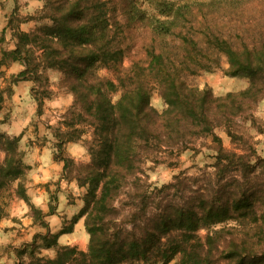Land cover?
<instances>
[{
	"label": "trees",
	"instance_id": "trees-1",
	"mask_svg": "<svg viewBox=\"0 0 264 264\" xmlns=\"http://www.w3.org/2000/svg\"><path fill=\"white\" fill-rule=\"evenodd\" d=\"M146 1L158 14L148 24L162 38L147 48L146 63L122 66L125 49L115 37L120 26L109 0H43L39 19L50 23L18 31L15 46L1 50L0 67L8 60L23 63L16 79L47 83L46 70L62 73L60 85L73 102L63 117L65 129L56 132L55 156L64 163V177L85 188L73 222L84 217L86 249L59 245V234L69 229L51 232L31 204L46 231L16 249L17 264H264V157L227 149L215 131L222 127L232 143L247 144L243 121L255 123L250 112L264 100V32L233 42L211 21L197 19L206 11L194 12L196 0ZM239 1L230 0V8ZM131 7V15L149 19ZM186 22H197L198 29H178ZM220 55L228 63L225 74L246 78L245 87L215 94L207 84L186 80L219 67ZM102 68L114 77L99 75ZM154 88L162 111L151 104ZM3 101L0 89V111ZM86 134L89 160L78 164L64 154V144ZM204 136L212 137L215 152L207 186L187 190L150 180L144 164L156 163L158 152L181 150L191 137ZM19 140L0 131V192L17 181V195L29 204L23 180L30 166ZM174 189L182 191L181 201ZM5 215L0 202V219ZM41 248H54L55 257L41 255Z\"/></svg>",
	"mask_w": 264,
	"mask_h": 264
},
{
	"label": "rangeland",
	"instance_id": "rangeland-1",
	"mask_svg": "<svg viewBox=\"0 0 264 264\" xmlns=\"http://www.w3.org/2000/svg\"><path fill=\"white\" fill-rule=\"evenodd\" d=\"M193 1V0H190ZM111 6L116 9L115 16L119 22L120 28L116 30V38L120 41V45L125 49V55L123 57L122 66L125 68L130 67L134 62L146 63L147 61V48L153 45L160 44L162 38L152 31V28L148 24L149 21L155 19L154 15L157 14L156 9L149 6L146 0H109ZM194 12L206 11V13H200L197 19L201 22L209 20L212 22L213 27L225 37H228L233 42H237L238 35H244L248 37L250 34L258 35V31L264 32V0H240L238 7L229 6L230 0H196ZM192 4V3H191ZM138 14L142 16L146 15L149 19L138 18L129 12L132 8ZM43 6V3H42ZM42 9V8H41ZM213 10V11H212ZM41 11L39 12V17ZM158 15V14H157ZM50 23L48 19H41V24ZM37 25V26H39ZM186 27H179L185 32L193 33L197 28V22L194 24H188ZM196 25V26H195ZM194 27V28H193ZM177 29V30H178ZM252 38V37H251ZM167 41L171 42L174 37H167ZM228 63L224 55L219 56V67H215L210 71L201 70L197 74L187 75L186 80L197 86L204 84L209 85L215 94H224L228 91H237L247 85V79L243 77H232L225 74V69ZM58 71V70H57ZM99 75L113 78V73L109 70L102 68L98 71ZM48 82L33 81V91L37 97L52 96L54 92L68 91L65 87L60 85V80L63 75L58 71L52 78L47 74ZM52 79V80H51ZM56 83V87L52 88L51 84ZM57 89V90H56ZM69 92V91H68ZM70 93V92H69ZM120 90L111 93V97L114 101L119 98ZM73 97L70 93L68 102H65L64 107L58 110L52 111L53 118H46L44 120L45 128H50L53 138L58 142L56 132L59 129H65L61 123H63V117L67 109L71 106ZM151 104L159 111H162L165 107L157 88L152 91ZM44 113V107L42 109ZM256 118V122L252 123L250 120H244L245 133L247 144L240 142L239 144L232 143L230 138L222 127L215 129L216 133L222 138L223 145L229 150H235L237 152L248 151L253 154V151L261 157H264V100H261L256 104L253 111H251ZM249 113V114H250ZM249 116V115H248ZM52 121V123H51ZM88 137L86 134L83 136V140H80V144L84 149L77 154L78 159H74L76 163H84L89 160V154L85 148L84 140ZM212 147V137H191L187 143L186 148L170 152H158L156 163L147 162L144 164L149 175L150 180L157 183V185H163L168 183H180L178 187L181 189H190L199 187H205L209 184V177L213 172L212 163L214 161L215 152ZM64 154L67 155L63 148ZM68 156V155H67ZM72 158V157H71ZM255 160V156H251V161ZM26 178V176H25ZM25 178L23 182L25 183ZM68 178V177H66ZM70 179V178H68ZM17 181L12 182L9 186L0 192V202L5 205V213L10 205L18 202L20 198L17 193ZM85 191V188L78 187L77 193L81 198ZM178 201H181L182 191H171ZM187 191L184 192L185 195ZM28 197V196H27ZM52 197V196H51ZM52 200V198H51ZM27 205L28 203L22 199ZM29 201V199H28ZM32 203L29 201V212L33 215V221L36 222L37 231L41 232L45 230L43 224L35 220L33 211L31 210ZM33 205V204H32ZM1 220V219H0ZM72 219L69 220V223ZM46 223V221L44 222ZM68 227V226H66ZM42 233V232H41ZM203 233V231H201ZM48 259L50 255H45ZM127 264H158L152 262L134 261ZM169 264H177L176 259H173Z\"/></svg>",
	"mask_w": 264,
	"mask_h": 264
},
{
	"label": "crops",
	"instance_id": "crops-1",
	"mask_svg": "<svg viewBox=\"0 0 264 264\" xmlns=\"http://www.w3.org/2000/svg\"><path fill=\"white\" fill-rule=\"evenodd\" d=\"M42 3L43 0H0V58L2 49L15 46L18 31H31L41 23L38 15ZM23 69L20 60H8L0 67V89L4 90L0 131L20 137L19 148L24 152L25 163L30 166L24 183L26 194L29 201L42 211L43 220L51 232H60L68 226L67 232L59 234L58 244L85 250L88 234L84 217L73 222L83 206V200L77 193L79 186L74 179L64 177V163L55 156L57 142L50 128H45L43 124L46 118L54 117L49 108L53 107L52 111L63 108L65 102L69 101L70 93L61 91L54 92L50 97H37L30 77L16 79ZM57 72L47 70L50 78ZM51 87L55 88L56 83ZM64 149L69 157L78 159L77 154L84 147L78 141H70L64 144ZM17 199L18 202L10 205L7 214L0 220V264H17L19 258L16 249L31 242L33 235L39 232L35 229L37 224L33 221V215L28 213V204L21 198ZM70 219L72 221L69 223ZM45 231L46 228L41 232ZM47 254L54 258L55 249L41 248V255Z\"/></svg>",
	"mask_w": 264,
	"mask_h": 264
}]
</instances>
